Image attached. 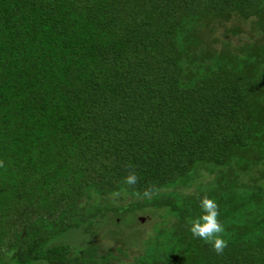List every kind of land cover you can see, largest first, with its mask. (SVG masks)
Masks as SVG:
<instances>
[{"label": "trees", "instance_id": "obj_1", "mask_svg": "<svg viewBox=\"0 0 264 264\" xmlns=\"http://www.w3.org/2000/svg\"><path fill=\"white\" fill-rule=\"evenodd\" d=\"M0 160V264H264V0H0Z\"/></svg>", "mask_w": 264, "mask_h": 264}, {"label": "clouds", "instance_id": "obj_2", "mask_svg": "<svg viewBox=\"0 0 264 264\" xmlns=\"http://www.w3.org/2000/svg\"><path fill=\"white\" fill-rule=\"evenodd\" d=\"M4 161L0 160V167H4ZM125 168L128 169L127 175L124 178V183L130 186H135L140 177L134 170L131 163H126ZM154 192L153 187L146 188L143 196L151 198ZM199 207L202 210V215L195 219H188L189 231L194 238H199L211 244L213 250L217 254H222L228 246V241L223 238L224 226L219 219V205L215 199L210 198L207 194L198 197Z\"/></svg>", "mask_w": 264, "mask_h": 264}, {"label": "rangeland", "instance_id": "obj_3", "mask_svg": "<svg viewBox=\"0 0 264 264\" xmlns=\"http://www.w3.org/2000/svg\"><path fill=\"white\" fill-rule=\"evenodd\" d=\"M189 191L192 188H187ZM186 188H181L180 191L182 193L188 192ZM159 213V212H158ZM152 214L151 212L143 211V212H137L134 215H131V217H124L122 219V224H124L126 227L123 226L122 230L127 231L129 234H136L137 236H134L136 239V242H125L123 241L122 237L118 240H112V238L102 235L101 237L97 238L99 242L102 243V245H110L111 247L116 245V244H121L125 248L129 249L128 251L134 252L135 254L141 253L142 248H141V239H146L147 237L153 235L155 232L153 231V226L155 221H159L160 217L159 214ZM119 221V220H118ZM131 226L129 227L128 225ZM129 228V229H128Z\"/></svg>", "mask_w": 264, "mask_h": 264}]
</instances>
